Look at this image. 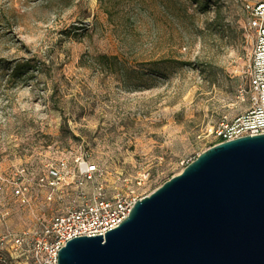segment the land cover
Here are the masks:
<instances>
[{"label":"rangeland","instance_id":"1","mask_svg":"<svg viewBox=\"0 0 264 264\" xmlns=\"http://www.w3.org/2000/svg\"><path fill=\"white\" fill-rule=\"evenodd\" d=\"M257 3L0 0V264H23L14 236L56 214L12 184L84 154L108 188L154 192L251 108Z\"/></svg>","mask_w":264,"mask_h":264},{"label":"water","instance_id":"2","mask_svg":"<svg viewBox=\"0 0 264 264\" xmlns=\"http://www.w3.org/2000/svg\"><path fill=\"white\" fill-rule=\"evenodd\" d=\"M58 264H264V134L207 149Z\"/></svg>","mask_w":264,"mask_h":264},{"label":"built area","instance_id":"3","mask_svg":"<svg viewBox=\"0 0 264 264\" xmlns=\"http://www.w3.org/2000/svg\"><path fill=\"white\" fill-rule=\"evenodd\" d=\"M246 10L249 28L256 37L248 69L251 108L234 120L224 121L211 129V147L264 134V3L248 5ZM107 175L106 169L90 163L88 156L82 154L75 159L64 157L49 164L42 175L35 177L33 186L18 181L9 187L22 207L31 208L37 191L42 194L45 205H53L56 213L50 218L34 214L36 228L14 236L23 264H58V254L68 242L81 237H105L129 217L139 200L153 193L110 189ZM141 185L139 182L138 186ZM1 192L4 190L0 187Z\"/></svg>","mask_w":264,"mask_h":264},{"label":"trees","instance_id":"4","mask_svg":"<svg viewBox=\"0 0 264 264\" xmlns=\"http://www.w3.org/2000/svg\"><path fill=\"white\" fill-rule=\"evenodd\" d=\"M22 69H23V67L16 66L15 69H14V71H13V75L15 76V75L20 74Z\"/></svg>","mask_w":264,"mask_h":264}]
</instances>
